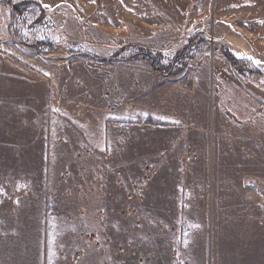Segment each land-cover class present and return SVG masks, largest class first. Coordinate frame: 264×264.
Masks as SVG:
<instances>
[{"label": "crops", "instance_id": "1", "mask_svg": "<svg viewBox=\"0 0 264 264\" xmlns=\"http://www.w3.org/2000/svg\"><path fill=\"white\" fill-rule=\"evenodd\" d=\"M59 3L0 0V14L5 15V19L0 15V190L2 186L17 188L9 194L0 191V231L1 217L15 216L21 220L13 230L22 234L15 241L19 244L16 247L36 248L37 264L39 250L45 248L53 205H60L68 218L79 216L86 207L92 208L93 213L98 211L99 195L91 191L93 178L87 175L96 165L99 168L98 153H111L116 168L125 170L118 184L117 206L130 207L131 184L126 176L135 153H126L125 137L129 133L143 147L144 154L140 151L139 159L149 162L151 153L147 158L145 153L155 151L162 142L176 151L183 141L201 149L210 141L208 128L197 126L195 134L186 132L193 129L188 123L192 116H210L211 86L199 89L194 84L185 90L171 86L148 93L141 101L148 122L138 127L130 123L127 108L106 112L102 102L89 101L88 87L78 84L75 77L70 79L69 65L64 63L71 57H63V64L54 65L47 57L57 47L52 45L53 52L47 48L49 42L42 43L41 49L35 46L29 14L36 12L37 5L48 11ZM16 17L19 35L15 30ZM215 72L220 116L228 125L221 141L223 155L217 168V194L211 199L200 194L201 179L192 176L191 164L187 168L182 165L184 154L179 153L172 167L174 176L181 177L187 169V181L197 188L196 192L186 195L181 190L180 178L156 180L154 170L149 183L167 193L144 198V205L154 216L186 217L190 221L208 218L213 209V226L180 225L175 232V239L185 244L193 264H264V189L250 184L251 178L264 180L263 129L260 122L252 124L249 119L260 116L261 106L256 104L251 85L248 92L237 75ZM156 92L157 105L151 107L148 100ZM85 152L88 154L84 155ZM55 186L62 190L54 193ZM3 201H13L14 208L3 205Z\"/></svg>", "mask_w": 264, "mask_h": 264}, {"label": "rangeland", "instance_id": "2", "mask_svg": "<svg viewBox=\"0 0 264 264\" xmlns=\"http://www.w3.org/2000/svg\"><path fill=\"white\" fill-rule=\"evenodd\" d=\"M58 1L60 3L53 10L45 11L43 5H37L36 12L31 11V32L39 49L44 42L57 47L56 52L47 57L54 65L63 64L62 58L73 54L64 64L69 65L71 80L75 77L78 84L88 87L89 101L102 102L106 112L111 110L115 113L118 107L120 110L127 108L130 123L138 127L148 122V118L143 116L141 103L148 93L171 86H179L182 90L194 84L199 89L211 86L210 116H192L191 119L188 116L193 129L186 132L187 135L195 134L197 126L208 128L210 141L204 149L183 141L184 144L181 148L176 147V151L169 143L162 142L155 151H145L146 158L151 153L149 162L139 159L143 147L129 133L125 137L126 153L127 156L135 153L133 166L126 176L131 184L128 193L132 198L130 207L117 206L118 184L124 178L125 170L116 168L114 159H110L111 153H98L99 168L96 165V169H90L87 174L93 178L91 191L99 195L98 211L93 213L92 208L86 207L79 216L74 214L68 218L60 205H53L49 213V232L45 233V248L39 250L38 264H193L185 244L175 239V232L180 225L213 226L216 220L213 209H210L208 218L195 221L186 217H158L144 205V198L151 199L155 193H167L159 192L155 183H149L154 170L156 180L180 178L181 190L186 195L196 192L197 188L187 181L190 176L187 169L181 177L174 176L172 167L179 153L184 154L182 165L187 168L191 164L192 176L201 179L200 194L209 199L217 194V168L223 155L221 141L228 125L224 116H220L218 74L215 71L228 76L237 75L248 92L252 86L251 93L261 108L260 116H249V119L252 124L260 122L264 134V78L256 75V72L264 74V0ZM0 15L5 19L3 13ZM18 19L16 17L15 30L19 35ZM191 38L198 39L192 53L194 57L183 72L172 77L154 72L142 58L109 63L78 55L89 52L104 57L118 55L127 58L144 47L161 52L163 63L168 64ZM47 48L51 49V46ZM225 48L245 63L246 72L240 73L231 66L225 57ZM158 96L156 92L148 100L151 107L157 105ZM226 120L231 121L227 117ZM80 186L84 187V184ZM254 186L263 188L258 183ZM55 187L54 193L62 190L61 186ZM16 189L15 186H2L0 191L9 194ZM3 203L10 209L14 208L13 201ZM18 220L15 216L1 217L0 264H37L36 248L28 246L22 250L16 247L19 244L15 241L22 235L13 232L19 227Z\"/></svg>", "mask_w": 264, "mask_h": 264}, {"label": "trees", "instance_id": "3", "mask_svg": "<svg viewBox=\"0 0 264 264\" xmlns=\"http://www.w3.org/2000/svg\"><path fill=\"white\" fill-rule=\"evenodd\" d=\"M14 8L15 7H13V10ZM197 41V38H191L189 42L176 53V55L172 58V60H170L168 64L163 63V54L161 52H154L151 49L144 47L138 48L136 53L127 58H121L118 55L104 57L89 52H81L78 53V55L88 56L100 62L109 63H115L118 61H132L142 58L151 65L154 72L172 77L180 74L189 66V61L192 59V57H194L192 53ZM35 46L39 48L38 43H36ZM50 46L52 47V44H50ZM51 50L53 52L55 51L54 48H51ZM225 57L230 62L231 66L238 72L244 73L247 71L245 63L240 60L229 48H225ZM256 75L264 78V74L262 72H256Z\"/></svg>", "mask_w": 264, "mask_h": 264}, {"label": "water", "instance_id": "4", "mask_svg": "<svg viewBox=\"0 0 264 264\" xmlns=\"http://www.w3.org/2000/svg\"><path fill=\"white\" fill-rule=\"evenodd\" d=\"M73 54L64 56V58H70L72 57ZM256 183H258L259 185H263L264 186V180H257L256 178H252L250 179V184L251 185H255Z\"/></svg>", "mask_w": 264, "mask_h": 264}, {"label": "built area", "instance_id": "5", "mask_svg": "<svg viewBox=\"0 0 264 264\" xmlns=\"http://www.w3.org/2000/svg\"><path fill=\"white\" fill-rule=\"evenodd\" d=\"M260 186H263V185H260ZM263 189H264V186H263Z\"/></svg>", "mask_w": 264, "mask_h": 264}]
</instances>
